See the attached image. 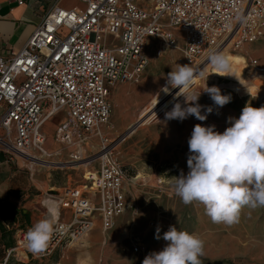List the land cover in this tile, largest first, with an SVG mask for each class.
<instances>
[{"label": "built area", "instance_id": "1", "mask_svg": "<svg viewBox=\"0 0 264 264\" xmlns=\"http://www.w3.org/2000/svg\"><path fill=\"white\" fill-rule=\"evenodd\" d=\"M80 1L82 8L54 7L24 47L0 56V106L5 108L0 152L7 154L8 163L18 155L31 160L35 153L50 156L45 121L63 113L57 139L71 144L79 133L87 145L99 138L94 156H85L82 149L73 155L76 161L93 157L90 161L98 162V169L85 175L83 187L89 193L69 186L58 195L49 194L58 217L42 253L26 248L24 227L1 264L12 257H49L64 245L81 242L99 221L105 232L112 230L120 216L138 207L129 197V170L103 127L112 116L114 87L139 82L147 68L149 39L156 38L164 49L180 50L189 65L228 45L241 51L247 44L264 42V0ZM175 31L184 34L183 46ZM252 64L264 74L257 60ZM142 250L140 243L133 244L135 253Z\"/></svg>", "mask_w": 264, "mask_h": 264}, {"label": "rangeland", "instance_id": "2", "mask_svg": "<svg viewBox=\"0 0 264 264\" xmlns=\"http://www.w3.org/2000/svg\"><path fill=\"white\" fill-rule=\"evenodd\" d=\"M175 33L183 46L184 34L180 31ZM229 51L231 73L208 75L207 57L191 65L196 66L198 72L203 70L204 76L197 75L190 88L184 91L186 95L200 94L197 103L213 108V112L207 114V119L201 122L190 116L182 122L166 120L165 112L170 111L175 102L183 105V95L158 110L152 111L151 107L167 86L168 73L178 65L188 63L180 50L164 49L159 40L149 39L145 49L149 64L140 81L132 83L134 90L131 91L134 94L126 95L121 103L112 99V116L108 126L103 127L115 146V154L129 170L132 180L128 183V189L138 197V207L130 208L120 216L112 230L106 233L97 230L100 239L95 247V251H98L96 264H142L149 253L162 250L167 243L155 238L156 229L160 228L162 237L171 225H175L178 230L195 233L203 240L202 264H264V207H244L239 222L231 226L214 223L206 215L201 203L194 201L184 204L173 187L172 177L179 176L181 170L185 174L189 170L188 139L196 124L215 125L216 131L222 133L230 126L227 118H239L246 104L254 108L264 106V74L252 64L253 60H257L264 67V42L247 44L241 51ZM220 52L226 54L224 49ZM206 84L208 87L217 86L221 94L231 96V101L222 108L216 106L209 94L203 91ZM175 95L176 92L170 98ZM202 114H205V109H202ZM64 120L63 113H59L45 124L49 132L45 148L51 154L46 156L36 153V157L45 162L16 157L15 162L8 163L7 154L0 152V170L4 182H7L6 190L0 192L2 256L10 248L9 245L15 244L18 230L28 225L24 210L42 211L43 202L49 200V194L58 195L69 186H79L86 193L90 192L83 187L87 183L85 175L89 171L95 172L98 162H92L87 168L83 164L93 157L78 161L73 159V155L82 149L79 148V133L73 146L55 142L58 126ZM81 136L84 135L81 133ZM80 144L85 156H94L100 146L96 138L91 142L92 146ZM30 161L38 162L39 166L34 172L29 167ZM52 161L61 162V165L51 164ZM131 200L134 198L131 197ZM49 202L52 203L51 200ZM134 243L141 244V253L133 251ZM23 260L27 261V258H10L8 264H37Z\"/></svg>", "mask_w": 264, "mask_h": 264}, {"label": "clouds", "instance_id": "3", "mask_svg": "<svg viewBox=\"0 0 264 264\" xmlns=\"http://www.w3.org/2000/svg\"><path fill=\"white\" fill-rule=\"evenodd\" d=\"M243 22L242 17H238ZM207 63L214 73H231V58L220 51L208 54ZM204 76L191 65H178L167 75V85L179 88L173 99L183 95V105L175 102L170 111L165 112L166 120L183 121L190 116L203 122L207 114L213 112L211 106L197 103L199 95H186L195 77ZM224 76V75H222ZM232 76V75H228ZM164 91H168L165 86ZM209 94L216 106L222 108L231 101L230 95L221 94L217 86L203 90ZM205 109V114H202ZM219 114V113H217ZM230 124L222 133L216 126L196 124L188 139V172L181 170L174 178V191L184 204L201 203L212 222L233 225L239 222L244 207H264V106L254 108L246 104L239 118L229 116ZM47 216L36 222L26 233V248L33 254L42 253L55 230L58 208L44 202ZM156 239L167 243L162 250L149 253L142 264H202L204 242L195 233L178 230L175 225L160 236L156 229Z\"/></svg>", "mask_w": 264, "mask_h": 264}, {"label": "crops", "instance_id": "4", "mask_svg": "<svg viewBox=\"0 0 264 264\" xmlns=\"http://www.w3.org/2000/svg\"><path fill=\"white\" fill-rule=\"evenodd\" d=\"M54 7L73 9L82 8L83 5L80 0H0V56L8 57L12 52H16L24 47L37 27ZM131 90H134L132 83L117 84L110 95V102L113 99L114 102L121 103V100H125L126 95L134 94ZM4 110V106H0V116ZM44 131L48 141L49 132L46 126H44ZM6 183L4 182V175L0 170V192L6 190ZM129 194L130 198H134L133 203L137 204L138 197L136 198L130 191ZM42 209L39 212L24 210L23 214L28 219V225L26 226L28 229L36 222L46 218L47 208L44 203ZM65 215L68 216L69 212H65ZM97 230H100L102 233L108 232L102 229L101 222L99 221L94 230L95 232L93 231L92 235L81 242L64 245L49 257L35 258L29 256L27 261H23L37 264H96L95 260L97 259L96 255L98 251H95V247L98 246L100 239V234ZM15 245L16 242L5 251L4 256L0 252V264L5 259L7 252L14 248Z\"/></svg>", "mask_w": 264, "mask_h": 264}, {"label": "bare ground", "instance_id": "5", "mask_svg": "<svg viewBox=\"0 0 264 264\" xmlns=\"http://www.w3.org/2000/svg\"><path fill=\"white\" fill-rule=\"evenodd\" d=\"M228 48L227 49H224L225 50V52H226V54L225 55H229L231 52L229 51L230 50V45H228L227 46ZM193 67H195V69L197 68L196 66H193ZM205 67H206V65H205ZM206 69H207V73H208V75H210V76H212V75H217L216 73H214L213 74V70L211 71V69H212V67H211V65L210 64H208V66L206 67ZM210 72H211V74H210ZM167 87H168V91L167 92H165L164 91V89L159 93V95H158V97H157V99L155 100V102L153 103V105H152V107H151V110L152 111H155V110H158V109H160V108H162L163 106H165V105H167L175 96H173L172 98H170L175 92H176V94L180 91V89L179 88H172L170 85H167ZM178 91V92H177ZM51 118H48V119H46V121H45V124L50 120ZM58 130V129H57ZM125 133V132H124ZM130 134V133H129ZM127 136V135H126ZM125 136V137H126ZM58 138V136H57V132H56V142H59L60 143V141L57 139ZM99 140V138L97 139V141ZM80 143H81V141H79ZM79 143V148H82L83 149V146H81V144ZM87 144H91V143H87ZM68 145H71V146H73V145H75L74 144V142H72L71 144H68ZM117 148V147H116ZM47 153H49V151H47ZM51 154V153H50ZM54 154H56V155H58V154H60L59 152H57V153H54ZM35 155H36V153H35ZM17 157H21V158H23L22 156H17ZM24 159V158H23ZM36 160H38V161H43V162H45L46 160H42L40 157L39 158H35ZM23 163V162H22ZM51 164H59V163H61V162H57V161H52V162H50ZM38 164V162L37 161H30L29 162V167H30V169H32L33 170V172L34 171H36L37 170V168H38V166L39 165H37ZM59 165H61V164H59ZM85 167H89V166H91L92 165V162L91 161H88V162H86V163H84L83 164ZM51 204H53V205H55L56 207H57V204L55 203V202H52ZM58 208V207H57Z\"/></svg>", "mask_w": 264, "mask_h": 264}, {"label": "trees", "instance_id": "6", "mask_svg": "<svg viewBox=\"0 0 264 264\" xmlns=\"http://www.w3.org/2000/svg\"><path fill=\"white\" fill-rule=\"evenodd\" d=\"M13 245H9V247H12Z\"/></svg>", "mask_w": 264, "mask_h": 264}, {"label": "snow or ice", "instance_id": "7", "mask_svg": "<svg viewBox=\"0 0 264 264\" xmlns=\"http://www.w3.org/2000/svg\"><path fill=\"white\" fill-rule=\"evenodd\" d=\"M63 15V14H62ZM29 63H31V61H29Z\"/></svg>", "mask_w": 264, "mask_h": 264}]
</instances>
